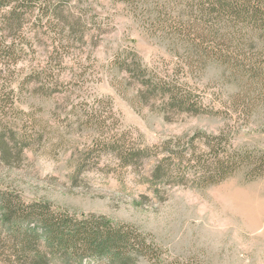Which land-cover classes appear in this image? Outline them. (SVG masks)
Masks as SVG:
<instances>
[{
    "label": "rangeland",
    "instance_id": "obj_1",
    "mask_svg": "<svg viewBox=\"0 0 264 264\" xmlns=\"http://www.w3.org/2000/svg\"><path fill=\"white\" fill-rule=\"evenodd\" d=\"M37 1L24 24L28 43L20 56L0 58L6 88L0 92V131L14 133L11 157L0 153V191L24 206L49 205L80 220L103 218L132 228L150 248L139 264H264V175L249 180L243 167L218 185L196 187L175 184L177 172L159 178L156 169L172 155L169 141L187 144L201 136L225 135L233 149L263 154L262 79L233 76L214 61L194 78L197 85L189 84L209 112L169 114L160 95L128 72L135 53L158 81L178 79L180 60L158 44L160 27L146 19L161 14V28L183 31L181 22L191 19L198 0ZM43 4L75 27L61 34L49 26L52 11L41 19ZM249 40L244 29V41H235L243 56L235 59L263 65L264 36L255 46ZM120 148L151 152L125 164ZM177 162L170 166L176 169ZM0 235L5 260L15 253Z\"/></svg>",
    "mask_w": 264,
    "mask_h": 264
},
{
    "label": "trees",
    "instance_id": "obj_2",
    "mask_svg": "<svg viewBox=\"0 0 264 264\" xmlns=\"http://www.w3.org/2000/svg\"><path fill=\"white\" fill-rule=\"evenodd\" d=\"M38 4L37 0H0V58L3 60H7V54L9 61H14L17 55L20 56L23 47L28 43L23 33L24 24L31 16L29 11ZM47 5L40 7L43 14L40 17L42 19L49 16L48 12L52 11L49 26L58 28L61 34L66 32V28L75 27L73 24L67 25L70 24V18L64 17L56 9L47 8ZM142 6L145 10L149 9L147 1H143ZM192 10L191 19L181 22L184 27L180 32H168L161 28L163 15L150 14L147 11L150 17L146 21L151 23L150 27H160L155 30L154 35L158 44L165 46L171 56L180 60L178 69L175 70V76H179L178 79L174 77L176 81H158L155 74L142 65L138 54L131 55L129 63L130 75L152 95L158 93L164 102L165 111L169 114L173 112L200 115L209 112L203 98L196 95L189 88V84L199 75L203 76L204 70L211 63L226 65L233 76L238 74L244 77L246 72L251 78H259L264 82V64L256 63L253 59H249L247 63L235 59L243 56L242 49L235 41H244V29L247 30L252 46L256 45V38L264 36L262 1L198 0L197 7ZM45 13L47 14L44 15ZM39 24L43 27L42 20ZM3 74L0 71L1 78ZM181 77L185 78V82H182ZM194 84L197 85V82ZM5 90V86L0 84V92ZM12 134L14 133L10 129L0 131L1 157H11L8 147L13 144ZM224 137L225 135H221L204 139L201 136L189 139L187 144L181 140L169 141L166 149L172 155H168L156 168L157 177L166 176L169 180L168 173L170 172L171 177L177 172L178 177L173 179L175 184L196 187L218 185L243 167L249 180L262 177L264 153L233 149ZM196 144L207 146L208 149H198ZM13 146L12 149H19L21 152L22 146ZM148 151L137 149L124 152L121 148L118 149L123 154L125 164L142 158L144 152ZM171 161H178L176 169L170 166ZM21 202L0 191V232L9 243V249L15 253L5 257V260L0 258V262L5 264H47L48 260L55 258H61L69 264H95L101 261L105 264H139L140 254L150 252L142 235L132 228L113 225L103 218L89 217L80 220L76 214L53 211L49 205L24 206ZM1 241L6 242L1 240L0 235Z\"/></svg>",
    "mask_w": 264,
    "mask_h": 264
}]
</instances>
